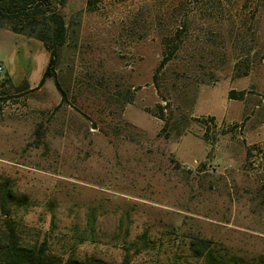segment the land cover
Instances as JSON below:
<instances>
[{"label": "rangeland", "instance_id": "rangeland-1", "mask_svg": "<svg viewBox=\"0 0 264 264\" xmlns=\"http://www.w3.org/2000/svg\"><path fill=\"white\" fill-rule=\"evenodd\" d=\"M36 6L0 15V245L11 226L53 264H264V0ZM52 14L61 100L37 85Z\"/></svg>", "mask_w": 264, "mask_h": 264}, {"label": "trees", "instance_id": "trees-1", "mask_svg": "<svg viewBox=\"0 0 264 264\" xmlns=\"http://www.w3.org/2000/svg\"><path fill=\"white\" fill-rule=\"evenodd\" d=\"M34 1V2H33ZM37 3V4H36ZM32 4V7L36 10H28V6ZM40 4V0H0V15L2 17H18L20 15L30 16L37 13L36 5ZM30 7V8H32ZM33 13V14H32ZM33 17V16H30ZM47 19L36 20L34 24V35L37 39L42 42V45L47 50V61L41 72V76L37 82V85H41L45 77H52L54 87L57 89L60 95V100L64 97V91L60 87L56 75L55 67L57 63L58 48L64 40V25L62 18L56 14L46 17ZM27 21L31 22V20ZM13 30L18 31L17 28L12 27ZM229 97H235L237 91L233 88L228 90ZM207 120H206V119ZM204 126L209 128L212 121V116H207L203 118ZM4 208V205H1ZM1 237V236H0ZM3 238V244L0 245V264H53L56 263L51 258H48L43 253L44 242H41L37 249L32 246H26L19 242L16 238V234L11 226L5 231ZM202 250L198 251L197 255H202ZM204 258L208 263L212 264V260L215 259L211 250L208 249L204 252ZM67 264H106L103 261L91 258L90 260L86 258L85 260H76L73 258H67ZM124 263V262H122Z\"/></svg>", "mask_w": 264, "mask_h": 264}, {"label": "crops", "instance_id": "crops-1", "mask_svg": "<svg viewBox=\"0 0 264 264\" xmlns=\"http://www.w3.org/2000/svg\"><path fill=\"white\" fill-rule=\"evenodd\" d=\"M3 69H4V71H5V73L7 74V75H10V71H11V67H9V65L7 66H3Z\"/></svg>", "mask_w": 264, "mask_h": 264}, {"label": "built area", "instance_id": "built-area-1", "mask_svg": "<svg viewBox=\"0 0 264 264\" xmlns=\"http://www.w3.org/2000/svg\"><path fill=\"white\" fill-rule=\"evenodd\" d=\"M3 69L2 65L0 64V71ZM206 119V118H205ZM207 120V119H206Z\"/></svg>", "mask_w": 264, "mask_h": 264}]
</instances>
